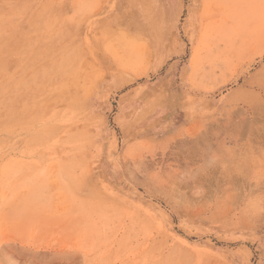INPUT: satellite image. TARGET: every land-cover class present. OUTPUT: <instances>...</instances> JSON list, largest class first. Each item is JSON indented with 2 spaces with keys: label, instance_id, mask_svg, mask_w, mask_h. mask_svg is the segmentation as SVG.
I'll return each instance as SVG.
<instances>
[{
  "label": "rangeland",
  "instance_id": "374dc122",
  "mask_svg": "<svg viewBox=\"0 0 264 264\" xmlns=\"http://www.w3.org/2000/svg\"><path fill=\"white\" fill-rule=\"evenodd\" d=\"M0 264H264V0H0Z\"/></svg>",
  "mask_w": 264,
  "mask_h": 264
},
{
  "label": "bare ground",
  "instance_id": "6f19581e",
  "mask_svg": "<svg viewBox=\"0 0 264 264\" xmlns=\"http://www.w3.org/2000/svg\"><path fill=\"white\" fill-rule=\"evenodd\" d=\"M231 55V54H230ZM227 153V152H226Z\"/></svg>",
  "mask_w": 264,
  "mask_h": 264
}]
</instances>
